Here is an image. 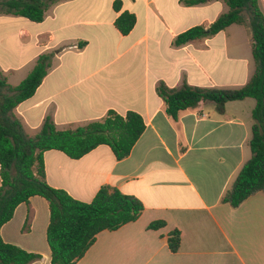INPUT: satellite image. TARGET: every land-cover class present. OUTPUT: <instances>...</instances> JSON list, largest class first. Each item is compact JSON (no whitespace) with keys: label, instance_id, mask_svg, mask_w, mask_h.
Here are the masks:
<instances>
[{"label":"crops","instance_id":"0c3cea01","mask_svg":"<svg viewBox=\"0 0 264 264\" xmlns=\"http://www.w3.org/2000/svg\"><path fill=\"white\" fill-rule=\"evenodd\" d=\"M258 5L264 15V0ZM228 9L223 0H53L39 22L0 14V74L8 84L17 85L41 54H50L41 83L13 110L25 132L35 135L46 117L57 129H73L108 110L135 111L145 123L120 160L105 144L76 159L56 149L43 152L50 186L89 202L108 185L143 205L136 220L100 231L75 264H264V191L236 207L221 200L251 156L255 99L228 101L221 113L202 101L174 120L156 91L161 82L238 88L249 80L254 62L246 25L176 43L181 33L207 29ZM123 12L135 17L126 34L115 26ZM240 33L249 48L235 44ZM157 220L164 225L147 227ZM48 221L47 201L33 195L16 206L0 235L40 254L29 264H51ZM174 229L180 245L172 252L167 237Z\"/></svg>","mask_w":264,"mask_h":264},{"label":"trees","instance_id":"16d2710c","mask_svg":"<svg viewBox=\"0 0 264 264\" xmlns=\"http://www.w3.org/2000/svg\"><path fill=\"white\" fill-rule=\"evenodd\" d=\"M53 0H0V14L23 16L39 22L44 10ZM208 0H185L196 5ZM227 12L210 26H194L178 35L176 43L214 35L230 24H246L251 33V54L254 71L249 80L238 88H203L183 83L170 88L164 83L156 87L165 104V112L177 120L180 111L193 108L202 101L215 104L223 112L225 103L246 97L255 99L252 109L250 158L242 165L230 188L221 200L232 207L257 191H264V15L258 0H223ZM117 7V2L115 3ZM246 13L248 22L245 21ZM135 17L121 13L115 26L128 33ZM50 66V54H41L34 67L17 85H10L0 75V228L9 221L16 206L28 203L33 195L43 197L49 208L46 240L51 264H75L104 230H115L136 220L142 203L134 196L124 194L115 187L103 185L91 201L73 198L62 188L50 186L45 180L43 152L60 150L70 158H80L98 145H108L117 160L125 158L145 129L142 116L135 111L125 114L108 110L100 120L90 121L75 128L57 129L46 117L34 136L26 135L14 108L29 98L41 83ZM164 225L161 220L148 224L156 229ZM172 252L180 245V232L172 230L167 237ZM40 254L28 252L14 244L4 242L0 235V264H29Z\"/></svg>","mask_w":264,"mask_h":264},{"label":"rangeland","instance_id":"374dc122","mask_svg":"<svg viewBox=\"0 0 264 264\" xmlns=\"http://www.w3.org/2000/svg\"><path fill=\"white\" fill-rule=\"evenodd\" d=\"M262 12V11H261ZM244 17H245V21L246 22H248V18H247V15H246V13H244ZM244 25H246V24H244ZM247 26V25H246ZM236 28H240V27H236ZM235 44H239V45H241L242 47H244V48H249L250 47V45H247L246 44V40L243 38V34L242 33H240V39L239 40H236L235 41ZM250 54H251V50H250ZM253 73V72H252ZM1 75V74H0ZM252 75V74H251ZM2 77H4L3 75H1ZM23 128V127H22ZM23 131L25 132V130L23 129ZM25 134L26 135H29V133H27V132H25ZM29 136H31V135H29ZM34 136V135H33Z\"/></svg>","mask_w":264,"mask_h":264}]
</instances>
